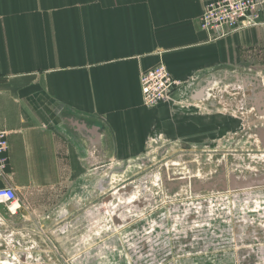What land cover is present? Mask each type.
<instances>
[{
  "label": "rangeland",
  "instance_id": "374dc122",
  "mask_svg": "<svg viewBox=\"0 0 264 264\" xmlns=\"http://www.w3.org/2000/svg\"><path fill=\"white\" fill-rule=\"evenodd\" d=\"M257 55L233 72L261 84L220 83L224 100L192 99L203 76L180 95L179 79L158 105L171 106L162 133L140 153L84 167L77 188L17 189V213L0 204V264H264V181L230 187L232 177L264 179L262 47Z\"/></svg>",
  "mask_w": 264,
  "mask_h": 264
},
{
  "label": "crops",
  "instance_id": "0c3cea01",
  "mask_svg": "<svg viewBox=\"0 0 264 264\" xmlns=\"http://www.w3.org/2000/svg\"><path fill=\"white\" fill-rule=\"evenodd\" d=\"M208 1L0 0L11 184L49 192L71 179L77 188L84 167L145 150L171 110L143 103L140 75L160 62L187 83L180 95L197 76L194 92L257 62L264 18L213 40L200 25Z\"/></svg>",
  "mask_w": 264,
  "mask_h": 264
},
{
  "label": "built area",
  "instance_id": "2783aa9c",
  "mask_svg": "<svg viewBox=\"0 0 264 264\" xmlns=\"http://www.w3.org/2000/svg\"><path fill=\"white\" fill-rule=\"evenodd\" d=\"M264 0H209L200 17L201 28L216 40L228 32L263 23ZM140 83L145 105L156 107L168 94L181 86L164 62L144 70ZM9 133L0 129V204L9 207L12 213L21 208L17 188L11 184ZM14 208V209H13Z\"/></svg>",
  "mask_w": 264,
  "mask_h": 264
},
{
  "label": "water",
  "instance_id": "95a60500",
  "mask_svg": "<svg viewBox=\"0 0 264 264\" xmlns=\"http://www.w3.org/2000/svg\"><path fill=\"white\" fill-rule=\"evenodd\" d=\"M230 84L234 87V90L236 89H247L250 86H258L261 84V79L259 76L257 75H246V76H240V73L238 72H227L226 75H220L218 78L214 79V80H210L205 86L201 87L200 90H198L195 95L194 98L197 99L196 97H198L201 100L204 101H208L211 100L212 98H219L221 99H225V95L223 94L222 91H219L217 93H215V89L220 85V83L226 82L227 80H231ZM214 94V96H213ZM198 99V100H199ZM259 103H254V105L260 109L262 108V102H264V91H260L259 92ZM214 99L213 101H211V103H215ZM251 100V99H250ZM249 100V101H250ZM213 106H217V103H215ZM264 131V130H262ZM264 135V133H263ZM220 179L221 183L220 186L222 189H227V180L225 178L224 174L220 175ZM237 180V181H236ZM264 179H249V180H238L235 177H232L230 180V187L231 189H237V188H242L245 186H253L255 184H259L261 182H263ZM211 185L210 182H206V183H198L194 186V189L198 190V189H204V188H209ZM194 190V191H195Z\"/></svg>",
  "mask_w": 264,
  "mask_h": 264
},
{
  "label": "bare ground",
  "instance_id": "6f19581e",
  "mask_svg": "<svg viewBox=\"0 0 264 264\" xmlns=\"http://www.w3.org/2000/svg\"><path fill=\"white\" fill-rule=\"evenodd\" d=\"M100 141V140H99ZM14 209V208H13ZM15 212H17V211H15Z\"/></svg>",
  "mask_w": 264,
  "mask_h": 264
}]
</instances>
